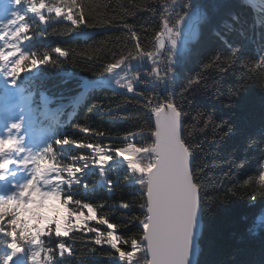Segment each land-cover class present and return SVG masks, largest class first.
Wrapping results in <instances>:
<instances>
[{
	"label": "trees",
	"instance_id": "trees-1",
	"mask_svg": "<svg viewBox=\"0 0 264 264\" xmlns=\"http://www.w3.org/2000/svg\"><path fill=\"white\" fill-rule=\"evenodd\" d=\"M188 2L190 8L197 6L203 12L195 37L183 50L184 56L178 55L174 65L176 78L164 89L154 85L140 87L138 91L160 96L170 92L175 96L185 86L187 78L201 73V84L184 94L183 110L187 115L183 119L190 133L187 135L189 144L198 146L192 153L196 166L203 169L201 176L209 188V195L219 198L201 204L203 226L198 238L200 251L196 264H264V229L259 227L260 219L253 224L254 217L264 208V198L258 197L253 205L249 193L257 185L243 183L249 176L258 175L259 148L264 142V92L259 81L248 76L246 68L242 69V65L259 60L264 52V0ZM99 3L102 7L90 13L86 25L79 28H72L69 22L59 19L40 24L38 18L29 13L26 19L30 24L27 33L30 39L24 41V50L36 52L38 57L47 51L56 63L39 65L37 69L21 73L15 87L26 121L48 127L55 134L53 140L67 135L84 143L119 147L126 143L123 137L128 132L138 131L151 112L136 92L120 91L94 82L103 72L102 65L111 61L113 51L126 52L134 48L135 42L130 40L125 24L132 25L138 33L142 51H152L161 13L173 9L178 12L183 0H176V4L172 0H99ZM58 46L70 50L71 54L59 57L52 52ZM234 50V63H226L225 58ZM216 57L219 60L212 64ZM205 64L212 66L203 68ZM3 82L5 84L6 80L0 77L1 97L5 92ZM230 85L239 86L241 92L231 97L230 107H225ZM205 121H209L207 125ZM221 121H225L223 127L230 125L232 128L222 139L214 128ZM75 125L87 126L104 135L84 134ZM249 141H254L250 147ZM58 152L65 164L81 153L91 156L88 149L72 146H65ZM242 160L245 161L243 167L237 168ZM109 164L114 169L109 176L114 181L120 178L118 187L109 193L98 171L89 164L80 178L82 184L86 182L92 187L78 190L75 195L96 205L105 204L100 214H105L110 222L128 224V218L135 220L140 215L139 204L143 201L138 186L123 181L124 175H130L124 162L114 159ZM229 189H233L235 195ZM121 202H131L135 215L124 217L123 210L118 207ZM90 226L98 225L91 222ZM250 226L255 228L257 235L248 231ZM99 227L106 230V226ZM118 232L129 237L139 236L136 229L124 231L121 228ZM91 235L77 232L70 234V239L63 238L72 245L73 255L66 254L63 258L57 255L59 264H118L109 258L114 250L106 244H94L87 238ZM45 241L46 246L52 248L57 242L55 238L49 242L47 237ZM4 250L0 244V252Z\"/></svg>",
	"mask_w": 264,
	"mask_h": 264
},
{
	"label": "snow or ice",
	"instance_id": "snow-or-ice-1",
	"mask_svg": "<svg viewBox=\"0 0 264 264\" xmlns=\"http://www.w3.org/2000/svg\"><path fill=\"white\" fill-rule=\"evenodd\" d=\"M17 6L22 5L26 11L13 12L12 17L0 23V77L9 86L19 83L21 73L37 69L39 65L55 64L49 52L41 57L36 52L24 50V41L30 24L26 17L32 14L40 24L59 19L69 22L72 28L86 25L90 13L97 11L102 5L99 0H11ZM176 4V0H172ZM191 3L183 0L179 11L161 13L159 30L154 32L157 51L144 52L138 33L132 25L125 24L134 41V48L128 51H113L111 61L103 67L104 75H111L116 85L129 93L136 92L134 81L139 79L134 74L131 79H121L117 75L122 66H130L132 61H151L156 64V57L163 49L167 54V64L163 69L152 67L147 75L163 82L170 80L177 57L184 56L180 46L181 25L188 14ZM151 11H155L152 9ZM165 36L167 40H165ZM59 57L66 58L71 54L62 47L52 49ZM91 59V57H88ZM219 57L213 59L216 64ZM235 50L225 62L234 63ZM212 64H205L208 68ZM217 66H219L217 64ZM247 75L259 81L264 92V52L257 61L242 65ZM259 75L256 76V73ZM243 78V77H242ZM203 80L200 72L187 78L180 93L173 96L170 92L164 96L159 94L145 95L136 92L144 100V106L151 112L138 131L128 132L123 146L109 144L84 143L70 139L67 135L57 137L39 151H31L22 145L23 136L18 135L22 129L19 120L12 121L5 127L6 135H0V183L7 185V194H0V244L4 251L0 252V264H59L58 255H73L72 245L63 238H71L70 234L90 233L89 237L96 245H108L114 253L110 259L118 264H189L193 249L194 215L203 202L219 197L209 195L201 173L203 169L196 166L192 149L197 145L189 144L188 129L184 123L183 99L185 93ZM209 87V85H204ZM241 92L240 87L230 85L224 106H231V97ZM91 111V108H89ZM209 121H205V125ZM225 121L215 124L214 128L222 139L228 135L231 126L223 127ZM84 134L103 136V132H93L87 126L75 125ZM254 141H249V147ZM72 146L75 149H88L91 156L81 153L72 156L70 163H63L58 149ZM259 153L261 161L258 175L249 176L244 185L256 184L257 188L249 193L254 205L257 198H264V142H261ZM23 154V155H21ZM122 160L126 165L123 181L138 186L140 198V215L135 220L128 218V224L110 222L105 214H100L105 204L96 205L75 195L81 189H90L86 182L82 184L81 176L91 164L103 180V187L111 193L120 184V178L114 181L109 172H113L110 161ZM79 162H83L81 165ZM241 161L237 168L243 167ZM233 195L235 191L229 189ZM223 202V201H222ZM118 207L123 216L135 215L131 202H121ZM261 223L264 229V208L253 219ZM95 222L98 226H90ZM106 226L103 230L99 226ZM131 225V228L128 227ZM136 229L139 236H125L118 232ZM248 231L257 235L253 226ZM45 237L50 242L56 239L55 247L46 246ZM126 246V247H125ZM91 251V250H90Z\"/></svg>",
	"mask_w": 264,
	"mask_h": 264
},
{
	"label": "rangeland",
	"instance_id": "rangeland-1",
	"mask_svg": "<svg viewBox=\"0 0 264 264\" xmlns=\"http://www.w3.org/2000/svg\"><path fill=\"white\" fill-rule=\"evenodd\" d=\"M202 12L203 10L197 6L192 7L188 10V14L185 17V20L183 21L181 25L180 46L182 50H184L187 47L188 41L195 37L197 33L198 21L202 17ZM164 39L167 40V37L165 36ZM156 51L157 49L155 46V48L151 52L155 53ZM156 60H157V63L155 65L152 64V62L148 60L132 61L130 66H127V67L122 66L121 69L116 70L117 75L119 78L123 80V79H131L133 78L134 74H138L139 79L134 81V87L136 89V92H139V93L140 91H138V88L140 87L150 88V87H153L154 85H157L160 87V89H164L169 85V81L174 80L176 78L177 72L174 68V71L171 74L170 80L165 79L163 82L155 80L153 77L148 76L147 72H150L151 68L154 66L158 67L162 71L166 67L167 54L164 52L163 49H160V52L157 55ZM94 83L105 84V85H108L109 87H112L120 91H127L126 89H122L118 85H116L111 75H104L103 72L100 78ZM12 121H16V120L12 119ZM123 165L126 167L125 164Z\"/></svg>",
	"mask_w": 264,
	"mask_h": 264
},
{
	"label": "water",
	"instance_id": "water-1",
	"mask_svg": "<svg viewBox=\"0 0 264 264\" xmlns=\"http://www.w3.org/2000/svg\"><path fill=\"white\" fill-rule=\"evenodd\" d=\"M201 206L197 209L194 215V229H193V249L189 258V264H196L197 257L200 251L198 238L202 232Z\"/></svg>",
	"mask_w": 264,
	"mask_h": 264
},
{
	"label": "bare ground",
	"instance_id": "bare-ground-1",
	"mask_svg": "<svg viewBox=\"0 0 264 264\" xmlns=\"http://www.w3.org/2000/svg\"><path fill=\"white\" fill-rule=\"evenodd\" d=\"M0 97H1V96H0ZM2 109H3V106H2V104H1V105H0V110H2ZM6 115L11 116L9 112H8Z\"/></svg>",
	"mask_w": 264,
	"mask_h": 264
}]
</instances>
